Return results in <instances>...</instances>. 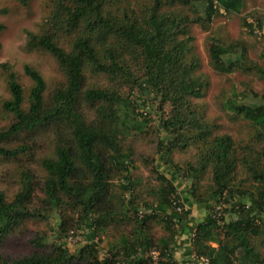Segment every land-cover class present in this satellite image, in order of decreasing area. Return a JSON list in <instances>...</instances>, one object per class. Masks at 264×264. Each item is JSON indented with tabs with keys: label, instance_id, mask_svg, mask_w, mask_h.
Segmentation results:
<instances>
[{
	"label": "trees",
	"instance_id": "1",
	"mask_svg": "<svg viewBox=\"0 0 264 264\" xmlns=\"http://www.w3.org/2000/svg\"><path fill=\"white\" fill-rule=\"evenodd\" d=\"M49 5L38 32H28L25 50L49 52L64 81L49 86L27 64L32 85L26 94L16 72L2 65L10 97L0 101V163L20 162V187L11 199L0 189V264H182L176 252L185 231L191 232L188 255L196 261L264 264V103H228L257 129L243 143L229 133L216 134V125L194 102L207 83L196 74L191 27H208L221 9L241 12L245 0H50ZM4 27L0 23V32ZM229 48L215 39L210 43L220 72L237 64L224 59ZM89 77L105 82L91 83ZM136 92L168 108L157 154L162 164L195 178L188 193L207 211L202 220L194 221L174 177L157 165L150 199L139 190L134 146L149 134L151 119L140 111L143 95ZM48 135L52 152L37 155ZM189 146L197 153L181 168L173 151ZM207 174L209 184L199 192ZM36 218H57L53 240L37 235L30 240L32 252L5 255L6 239ZM155 221L164 223V235H155ZM77 228L88 230V241L71 252L65 241ZM111 228L118 235L102 256L100 236Z\"/></svg>",
	"mask_w": 264,
	"mask_h": 264
},
{
	"label": "rangeland",
	"instance_id": "2",
	"mask_svg": "<svg viewBox=\"0 0 264 264\" xmlns=\"http://www.w3.org/2000/svg\"><path fill=\"white\" fill-rule=\"evenodd\" d=\"M50 0H31L23 5L19 0H0V23L5 27L0 32V101L10 97L7 87L6 70L3 64L10 65L16 72L19 82L23 85L25 93L32 85V80L25 74V65L35 66L44 76L49 86L63 82L64 76L58 69L55 58L46 51H26L25 44L28 32H38L40 25L46 19L50 10ZM178 4V3H177ZM187 11V7L183 8ZM194 15V14H193ZM245 22L252 24L247 27ZM192 34L194 35L192 54L198 61L197 75H201L207 83L201 98H195L198 110L207 119L216 125L215 133H229L237 142H247L254 137L257 129L250 120L236 114L230 109L229 102L236 104H249L252 102L264 103V79L261 70H264V0H245L241 12L217 13L208 27L200 24H193ZM212 39L220 41L224 47H230L226 61L233 60L237 64L229 72H220L212 64L209 46ZM91 83L95 81L105 82L101 78L89 77ZM142 96L141 93H134V96ZM149 95L139 97L142 104L140 111L151 119L148 128V135L135 141V154L133 175L142 180L139 188L145 199H150L147 189L156 185L154 165L168 177H174L178 185V193L184 203L185 209L191 211L194 221L202 220L207 211L190 196L188 190L195 178H189L183 171L177 172L171 164H162L157 154V143L159 139L166 136L164 129L160 126L162 118L169 112L166 108L160 109V102L156 99H148ZM42 147L37 155H44L52 152L51 136L48 135L42 140ZM197 148L189 146L186 150L173 151L172 159L176 165L183 168L184 165L194 158ZM148 159V160H147ZM149 163H147V161ZM19 163L16 161H5L0 163V189L4 190L9 199L18 191L19 184ZM159 163V164H158ZM27 166L35 168L36 164ZM210 181L207 174L198 187L199 192H204ZM55 215V214H54ZM56 216V215H55ZM57 218L30 219L21 228L11 234L2 246V251L9 256H23L32 252L33 247L30 240L37 235H45L53 240ZM189 222V225H192ZM161 221L153 223L154 233L161 236L166 233ZM124 229V227H120ZM180 231L181 228L178 227ZM183 232V230H182ZM187 232V231H185ZM89 232L87 229L77 228L65 241L70 251H76L82 244H85ZM117 229L111 228L108 234H101L99 240L101 255L103 256L108 243L117 237ZM181 235H178V239ZM186 245L177 246V254L184 253Z\"/></svg>",
	"mask_w": 264,
	"mask_h": 264
},
{
	"label": "crops",
	"instance_id": "3",
	"mask_svg": "<svg viewBox=\"0 0 264 264\" xmlns=\"http://www.w3.org/2000/svg\"><path fill=\"white\" fill-rule=\"evenodd\" d=\"M190 235L189 233H183L181 234V237L178 239L177 246L180 247V245H186L188 247L184 248L186 251L182 253L181 255H178L176 252V258L182 263V264H198V261H196L194 258H192V255H188V251L190 248Z\"/></svg>",
	"mask_w": 264,
	"mask_h": 264
},
{
	"label": "built area",
	"instance_id": "4",
	"mask_svg": "<svg viewBox=\"0 0 264 264\" xmlns=\"http://www.w3.org/2000/svg\"><path fill=\"white\" fill-rule=\"evenodd\" d=\"M221 11H225V10L221 9ZM222 206L223 205H218V207H217V211L218 212H217L216 218L219 221V223L222 222L221 219H220V214H221L220 210H221ZM158 254L159 253L157 251H153L152 252V256H153L154 261H157ZM198 264H210V260L207 257H203V258L198 260Z\"/></svg>",
	"mask_w": 264,
	"mask_h": 264
}]
</instances>
